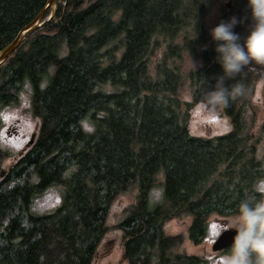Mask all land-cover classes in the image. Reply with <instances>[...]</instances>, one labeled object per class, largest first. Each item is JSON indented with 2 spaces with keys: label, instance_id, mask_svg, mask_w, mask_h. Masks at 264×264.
Instances as JSON below:
<instances>
[{
  "label": "trees",
  "instance_id": "1",
  "mask_svg": "<svg viewBox=\"0 0 264 264\" xmlns=\"http://www.w3.org/2000/svg\"><path fill=\"white\" fill-rule=\"evenodd\" d=\"M47 1L0 0V52ZM205 2L57 0L53 19L2 63L0 107L29 84L40 125L13 183L0 185V264H93L114 201L133 188L117 225L128 264H205L165 232L182 217L195 245L211 218H244L239 241L221 253L264 264V121L254 103L262 67L224 75L210 36L235 15L243 41L251 10L248 0ZM215 96L232 130L192 134L193 109ZM161 173L164 202L151 208ZM51 187L64 199L37 215L32 205Z\"/></svg>",
  "mask_w": 264,
  "mask_h": 264
},
{
  "label": "rangeland",
  "instance_id": "2",
  "mask_svg": "<svg viewBox=\"0 0 264 264\" xmlns=\"http://www.w3.org/2000/svg\"><path fill=\"white\" fill-rule=\"evenodd\" d=\"M60 1V0H59ZM227 5L230 0H224ZM57 5V3H56ZM251 65L262 67V77L255 84L256 94L254 103L258 110L259 122L264 121V64L250 63ZM246 65L249 68L254 66ZM2 65V64H1ZM0 65V66H1ZM32 92L29 84H25L22 91L21 100L15 109H3L1 111L0 140L4 141L6 134L3 131L11 123L19 122L21 135L27 136V140L33 133L37 134L39 129V120L32 114ZM189 99L188 94L185 95ZM7 117V119H5ZM91 128V126H88ZM189 128L194 135L211 137L229 133L232 125L229 118L223 113L220 99L215 96L210 100L197 105L190 117ZM26 141L20 147L25 146ZM6 168V166H4ZM6 180V177L1 179ZM163 183L161 186H154L149 196L151 208L164 202V174L158 176V181ZM12 183H10L11 185ZM258 188L264 192V179L259 183ZM63 187H51L44 191L35 199L32 210L37 215H43L54 212L64 199ZM138 190L133 188L130 191L120 195L113 203L107 217L108 231L95 255L93 264H128L123 259V239L122 232L117 228L118 223L124 218V211L131 206L137 197ZM245 219L242 217L218 218L213 217L209 221L208 233L205 239L199 245H195L188 237V229L191 223L190 217L175 218L165 224V232L169 236L182 235L184 238L181 251L189 255H198L204 258L205 264H248V258L241 252H214L212 245L218 236L226 229L236 228L243 231Z\"/></svg>",
  "mask_w": 264,
  "mask_h": 264
},
{
  "label": "clouds",
  "instance_id": "3",
  "mask_svg": "<svg viewBox=\"0 0 264 264\" xmlns=\"http://www.w3.org/2000/svg\"><path fill=\"white\" fill-rule=\"evenodd\" d=\"M248 4L253 23L243 41L240 34L234 30L239 23H242V19L235 15L221 20L210 29L217 61L224 75L238 73L252 62L264 64V0H248ZM219 82L222 83V80ZM213 91L216 92V89ZM216 94L223 95L222 92H216Z\"/></svg>",
  "mask_w": 264,
  "mask_h": 264
},
{
  "label": "flooded vegetation",
  "instance_id": "4",
  "mask_svg": "<svg viewBox=\"0 0 264 264\" xmlns=\"http://www.w3.org/2000/svg\"><path fill=\"white\" fill-rule=\"evenodd\" d=\"M21 96L22 88L17 90L14 101L0 107V127L2 125L1 111L3 109H15V106H18L20 103ZM18 123H10L3 131L6 134L5 140H0V185L5 182L13 183L11 176L14 172L16 173L22 168L21 161L32 150L37 141L38 134L35 133L28 140L27 136L23 138L21 135V127L17 125ZM25 141V146L20 147ZM3 177H6L8 181H2L1 179Z\"/></svg>",
  "mask_w": 264,
  "mask_h": 264
},
{
  "label": "water",
  "instance_id": "5",
  "mask_svg": "<svg viewBox=\"0 0 264 264\" xmlns=\"http://www.w3.org/2000/svg\"><path fill=\"white\" fill-rule=\"evenodd\" d=\"M57 0H48L44 9L40 12L38 17L29 24L24 30H22L16 39L7 46L4 50L0 52V65L4 63L21 45V43L26 39L30 33H32L37 28L42 27L47 22L51 21L54 17L55 8ZM241 237V231L236 228H229L224 230L216 239L212 245V250L214 252H221L234 246Z\"/></svg>",
  "mask_w": 264,
  "mask_h": 264
},
{
  "label": "snow or ice",
  "instance_id": "6",
  "mask_svg": "<svg viewBox=\"0 0 264 264\" xmlns=\"http://www.w3.org/2000/svg\"><path fill=\"white\" fill-rule=\"evenodd\" d=\"M5 119H7V117H5Z\"/></svg>",
  "mask_w": 264,
  "mask_h": 264
}]
</instances>
